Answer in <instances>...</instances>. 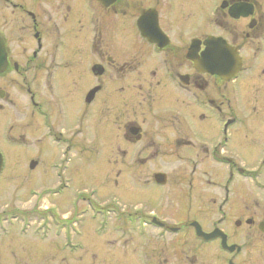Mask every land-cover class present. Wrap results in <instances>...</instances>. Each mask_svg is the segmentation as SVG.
Wrapping results in <instances>:
<instances>
[{
    "label": "flooded vegetation",
    "instance_id": "flooded-vegetation-1",
    "mask_svg": "<svg viewBox=\"0 0 264 264\" xmlns=\"http://www.w3.org/2000/svg\"><path fill=\"white\" fill-rule=\"evenodd\" d=\"M85 164L94 260L264 264V0H0V260L67 264Z\"/></svg>",
    "mask_w": 264,
    "mask_h": 264
},
{
    "label": "rangeland",
    "instance_id": "rangeland-1",
    "mask_svg": "<svg viewBox=\"0 0 264 264\" xmlns=\"http://www.w3.org/2000/svg\"><path fill=\"white\" fill-rule=\"evenodd\" d=\"M107 166H102L98 165L96 166H89V165H84V173L81 176H77L73 179L72 183V188H76L77 186H83L86 191L81 193V196L89 198L85 199V201H79V204H76V206L72 207L74 208L73 210L71 209L65 216H68L69 219H73V223L70 225V234L72 235V239L74 243H82L83 248H76L75 251H72L70 248L65 251V249L62 248V252H60V245L62 243L61 239L55 238V236H52L51 240V249L53 254L58 255V259L60 256H66L67 257V264H98V261L104 262V264H108V259L109 255L108 253H105L106 256H102V258H97L96 260L93 259L92 254L96 253L97 249L96 246L97 244H101L102 246L105 245L104 239L108 240L110 239V230L109 226L107 225V230L106 231H101L103 232L102 235H98L96 233V227H101L102 226V221L105 219L102 217L95 218L93 217L92 209L88 206L89 201H92L95 199V197L101 198V200L106 199V196L103 194H109L110 192H114V190L118 191V187L114 184L113 181L107 180ZM71 184V183H70ZM116 188V189H115ZM95 189L96 193L93 195V190ZM68 196L69 198L71 197V192L68 191L65 192L64 194L59 195L58 197H54L53 200H56L58 202L59 199L62 198V196ZM134 197V199H136ZM105 204L104 206H106ZM69 207V204L67 208ZM76 208V209H75ZM84 208V209H83ZM106 208H108L106 206ZM63 209V207H62ZM83 209V212L81 211ZM66 210V207H64V211ZM78 211V212H77ZM101 216H106L107 219L106 221L110 222V214L104 212L103 215ZM80 233V234H79ZM79 234V235H78ZM99 238V240L97 239ZM98 241L96 243V241ZM38 240V238H37ZM50 241V240H48ZM5 245V248L8 249V253H10L7 240H2L0 238V245L1 244ZM58 246V251L56 250ZM104 247V246H103ZM107 248V247H106ZM6 250V249H5ZM6 260H0V264H44L42 262L38 261H29V262H18L12 259L11 256H1ZM83 257V261L81 262L80 258ZM111 258V257H110ZM60 263L59 260L57 261H52L49 262V264H58Z\"/></svg>",
    "mask_w": 264,
    "mask_h": 264
}]
</instances>
